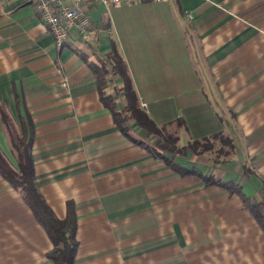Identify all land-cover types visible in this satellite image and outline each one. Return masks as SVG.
<instances>
[{
	"label": "crops",
	"instance_id": "1",
	"mask_svg": "<svg viewBox=\"0 0 264 264\" xmlns=\"http://www.w3.org/2000/svg\"><path fill=\"white\" fill-rule=\"evenodd\" d=\"M88 16V35L71 26L55 47L31 0H0V106L53 214L71 202L73 264H264V231L222 185L249 201L264 187V0H138ZM110 41L157 131L129 117L121 133L100 100L88 62ZM107 78L112 93L120 79ZM0 153L17 168L1 120ZM50 247L0 175V264H53Z\"/></svg>",
	"mask_w": 264,
	"mask_h": 264
},
{
	"label": "trees",
	"instance_id": "2",
	"mask_svg": "<svg viewBox=\"0 0 264 264\" xmlns=\"http://www.w3.org/2000/svg\"><path fill=\"white\" fill-rule=\"evenodd\" d=\"M97 63L88 62L91 69L102 103L108 108L111 117L117 125L119 131L127 135V120L132 118L136 124L148 132L157 131L153 122L144 112L138 102V98L132 88L130 76L126 65L119 54L113 41L109 42V50L102 54H96ZM107 75L117 76L120 79V85L113 88L112 93L103 91V86L107 82ZM120 94L124 100L121 108H115L114 97ZM0 120L4 126L9 149L14 155L17 168H12L0 153V175L17 189L24 202L31 209L33 216L42 226L47 237L51 242V247L46 255L52 260L53 264H73V258L76 247L74 237L75 215L73 213L71 202L65 203V213L62 217H56L49 205L45 203L40 195L33 177V167L29 156V140L21 130L19 133L15 130L8 115L0 106ZM209 179H207L208 181ZM229 191L237 193L242 199L244 206L251 212L255 221L264 231V215L259 212L258 206H264V187L261 190L258 201H249L241 192L238 184L230 181L222 183Z\"/></svg>",
	"mask_w": 264,
	"mask_h": 264
},
{
	"label": "built area",
	"instance_id": "3",
	"mask_svg": "<svg viewBox=\"0 0 264 264\" xmlns=\"http://www.w3.org/2000/svg\"><path fill=\"white\" fill-rule=\"evenodd\" d=\"M53 37L55 47L64 42L67 29L77 28L84 36L88 35L90 19L88 9L95 5L107 8L116 4H131L138 0H31Z\"/></svg>",
	"mask_w": 264,
	"mask_h": 264
}]
</instances>
